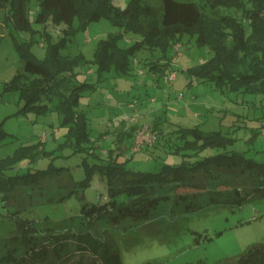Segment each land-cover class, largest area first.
<instances>
[{
	"label": "rangeland",
	"instance_id": "obj_1",
	"mask_svg": "<svg viewBox=\"0 0 264 264\" xmlns=\"http://www.w3.org/2000/svg\"><path fill=\"white\" fill-rule=\"evenodd\" d=\"M112 1L120 7H125L129 2ZM146 1L156 7L162 6V0ZM195 1L206 7L210 4L209 0ZM38 9V0H29L27 12H37ZM230 10L236 13L235 9ZM6 14L5 9H0V123L3 122L5 130L11 134L0 138V157L12 154L20 145L41 140L45 142V149L52 151L51 154L39 155L34 162L27 158L18 162L14 168L7 170L8 174L48 168L52 163L69 167L77 181L85 177L83 161L107 162L109 149L118 160L126 161L133 169L159 171L164 163H181L191 158L176 153L174 143H180L176 136L180 132L177 128L194 125L204 130L232 132L237 140L229 149L246 151L248 156L264 162V94L238 91L226 94L211 82H191L187 69L207 60L213 51L199 45L196 37L188 33L181 38V54L177 55L171 46L166 50L171 62L176 56L171 65L176 71V78L171 83L165 82L164 73L151 70L147 64L150 60H166L162 57V50L145 46L137 48L131 56L134 69L130 73L116 70L106 72L96 90L85 92L79 109L85 110L88 115L90 140L84 141L83 150L76 151L75 146L67 142V127L62 125L63 116L59 111L51 109L42 115L18 113L24 101L19 93L4 89L5 82L25 67L16 41L22 43L33 39V50L42 56L43 32L47 30L57 41L62 36L61 26L51 22L45 28L44 24L35 22V31L20 29L7 24ZM143 22L146 26L148 19ZM120 31L124 33L119 42L123 47L134 46L143 38L141 34L127 31L104 17L90 21L85 27L80 26L63 52L77 54L83 51L87 57L93 58L98 41L111 32ZM140 69L143 71L140 72ZM79 70L82 77H97L95 65L91 63L80 66ZM130 102H134V106H130ZM132 117L138 121L132 122ZM146 122L153 123L165 138L171 135V141L174 138L173 146L169 147V141L164 138L161 143L156 142L157 146L145 145L141 150L132 152V137L121 131L123 127ZM257 128L261 132L255 136L253 132ZM43 133H46V139H42ZM91 149L100 158L89 152ZM223 150L208 148L202 155ZM196 183L198 185L175 187L170 181L158 188L152 194L163 197L147 218L128 217L119 223L101 224V229L106 230L117 245L122 264H144L149 261L190 264L199 259L213 263L225 257L237 256L249 245L264 241V189L250 188L249 192L244 193L247 198L239 203L234 191L228 194L226 190L232 188L230 184L207 179L201 174L197 175ZM71 184L73 181L67 171L45 179L42 188L22 186L9 192L7 205L0 194V239L4 238L0 240V257L7 254L8 246L20 241L21 232L13 231L16 217L42 221L47 217L51 225L57 222L61 224L55 226L56 232L80 233L81 227L71 216L79 215L84 202H105L108 185L100 175H96L85 190L84 197L79 189V194L74 192L67 200L47 203L48 197L58 198L71 188ZM17 207L22 211L15 216L10 214L9 210L12 212ZM11 235L18 236V239L8 238ZM80 254H74L68 264L77 262ZM82 259L91 264V257L86 254Z\"/></svg>",
	"mask_w": 264,
	"mask_h": 264
},
{
	"label": "trees",
	"instance_id": "obj_2",
	"mask_svg": "<svg viewBox=\"0 0 264 264\" xmlns=\"http://www.w3.org/2000/svg\"><path fill=\"white\" fill-rule=\"evenodd\" d=\"M28 2L0 0V9L7 11V24L35 31V22L44 24L45 28L52 22L61 26L62 36L54 41L50 32L45 30L42 56L33 50V39L22 43L16 41L25 67L5 82L4 89L19 93L24 101L18 113L42 115L51 109L59 111L63 116L62 125L67 127V142L75 146L76 151L83 150L84 141L90 140L88 115L85 110L79 109L85 92L96 90L106 72L130 73L134 69L131 56L137 48L145 46L162 50V57L166 59L150 60L147 63L150 69L168 74L173 68L166 50L181 42L185 33L195 36L199 45L213 51L207 60L187 69L191 82H211L226 94L231 91L264 94V0H209L207 7L195 0H162L161 7L146 0H129L125 7L114 5L112 0H38L39 9L33 13L26 10ZM230 9H235L236 13ZM32 14L33 18L30 17ZM104 17L127 31L141 34L143 38L134 46L123 47L119 42L124 33L111 32L98 41L93 58L87 57L83 51L77 54L63 52L80 26L85 27L90 21ZM144 19H148L146 26ZM86 63L95 65V79L81 76L79 68ZM137 126L123 127L121 132L134 139ZM177 129L180 131L176 134L180 143H174L175 152L191 158L181 163H164L159 171L133 169L126 161L118 160L109 149L107 162L91 163L85 159V177L77 181L69 167L52 163L48 168L35 171L7 173L26 158L34 162L41 154H51L52 151L45 149L42 140L20 145L12 154L0 157V194L6 205L9 192L22 186L42 188L45 179L67 171L73 185L56 199L52 196L46 198L47 203L67 200L74 192L79 194V189L84 197L85 190L96 175H100L108 185L105 202H84L79 215L71 216L81 227L80 233L56 232L55 226L61 224L51 225L47 217L44 221L16 217L13 231L21 232L20 241L8 246L7 254L0 257V262L68 264L74 254L81 253L80 259L71 264H89L88 261L83 262L85 254L91 257V264H122L117 245L106 230L101 229V224L119 223L128 217H149L163 197L152 193L170 181L175 187L198 185L196 178L199 174L210 180H220L232 186L226 190L228 194L234 191L239 203L247 198L244 193L250 188L264 189V162L248 156L246 151L229 149L237 140L232 132L204 130L197 125ZM260 132L261 129L257 128L253 134L256 136ZM10 134L1 122L0 138ZM164 138L160 132L158 141L161 143ZM165 139L169 141V147L173 146L171 135ZM208 148L224 150L202 155ZM89 152L97 156L95 150ZM21 211L18 207L12 212L9 210L14 216ZM8 238L18 239V236ZM144 264L161 263L149 261ZM190 264H264V241L249 245L234 257H225L213 263L199 259Z\"/></svg>",
	"mask_w": 264,
	"mask_h": 264
},
{
	"label": "built area",
	"instance_id": "obj_3",
	"mask_svg": "<svg viewBox=\"0 0 264 264\" xmlns=\"http://www.w3.org/2000/svg\"><path fill=\"white\" fill-rule=\"evenodd\" d=\"M175 50L177 51V55L181 54V43L178 42L174 45ZM176 60V56L172 58V62ZM171 62V63H172ZM143 70L140 69V72ZM176 78L175 69L170 70L168 74L165 75V82L171 83V80ZM130 106H134V102H130ZM132 122H137L138 119L136 117L131 118ZM264 122V120H263ZM159 129L151 122H146L137 126L133 144L131 146L132 152H137L141 150L145 145H153L158 141ZM42 139H46V133L42 134Z\"/></svg>",
	"mask_w": 264,
	"mask_h": 264
},
{
	"label": "crops",
	"instance_id": "obj_4",
	"mask_svg": "<svg viewBox=\"0 0 264 264\" xmlns=\"http://www.w3.org/2000/svg\"><path fill=\"white\" fill-rule=\"evenodd\" d=\"M137 61H138V60H137ZM163 61H165V60H163ZM144 62H146V60H145ZM171 67H172V66H171ZM172 68H173V67H172ZM90 71H91V70H90ZM132 141H133V138H132ZM132 141H131V142H132Z\"/></svg>",
	"mask_w": 264,
	"mask_h": 264
}]
</instances>
